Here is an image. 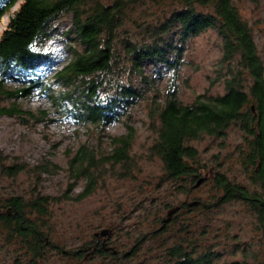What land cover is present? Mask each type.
I'll use <instances>...</instances> for the list:
<instances>
[{
	"label": "trees",
	"instance_id": "trees-1",
	"mask_svg": "<svg viewBox=\"0 0 264 264\" xmlns=\"http://www.w3.org/2000/svg\"><path fill=\"white\" fill-rule=\"evenodd\" d=\"M17 1L0 0V19ZM135 1L22 0L0 35V62L4 72L13 66L27 69L40 59L42 56L34 46L45 35L49 22L64 13L70 14V31L80 48H72L71 59L54 74L65 90L53 102L70 103V112L81 124L108 125L116 116L115 106L128 104L140 95L132 85L116 82L119 79L112 77L121 55L130 76L135 75L141 80H146L145 62L163 64L177 74L181 65L180 49L173 44L177 37V42L184 43L214 29L221 39L217 80H222L223 94H202L192 103L183 104L172 87L162 101L154 99L149 117L157 122L156 139L149 152L161 161L165 178L173 183L175 191L189 193L196 181L205 176L204 183L211 185L214 206L231 202L244 204L254 217V229L264 247V64L251 28L241 17L235 0H153L159 12L156 21L145 26L130 17ZM128 21L138 24L137 29H143L139 33L140 40L134 41L131 34L120 38ZM106 87H114L116 95L101 98ZM34 88L35 85H30L8 90L0 84V96L13 100L26 98ZM0 115L34 118L30 111H24L14 103L1 106ZM230 128L241 134L242 144L235 151V161L249 185L229 178L220 156L215 155L209 166L203 164L198 151L189 144L203 137L223 141ZM132 143L133 132L127 127L125 134L110 138L105 155L96 157L95 151L85 145L76 150L69 161V172L74 179L86 181L80 198L94 190L102 167L118 165L124 174L131 171ZM4 160L0 152L3 175L14 177L22 172L21 166L5 165ZM38 173H50L49 164L39 166ZM51 201L47 195L36 193L27 198L12 196L0 203V243L15 245L22 252L14 264H39L45 257L50 246L46 229ZM196 201H199L197 206L189 207L184 203L180 209L183 206L187 210L208 207L205 201ZM179 213L180 210L162 228L166 216L158 220L150 234L152 243L162 242L159 238L177 221ZM177 228L175 234L170 231L169 243L163 241L160 244L163 251L159 264H248L246 250L242 251V260L220 262L221 254L213 246L207 247L200 244L197 237H189L183 224ZM137 248L136 244L121 259L133 256ZM80 252L119 258L118 251L106 243L102 246L96 237L76 255Z\"/></svg>",
	"mask_w": 264,
	"mask_h": 264
},
{
	"label": "rangeland",
	"instance_id": "rangeland-1",
	"mask_svg": "<svg viewBox=\"0 0 264 264\" xmlns=\"http://www.w3.org/2000/svg\"><path fill=\"white\" fill-rule=\"evenodd\" d=\"M102 1L108 3L112 0ZM21 2L17 1L0 19V35ZM134 4L131 19L140 21L141 26L156 21L159 12L156 2L136 0ZM235 4L251 28L264 64V0H235ZM71 25L72 17L66 13L50 21L45 35L34 46L42 57L27 69L13 66L5 73L0 62V84L6 89L35 85L26 98L13 100L0 96V107L14 103L34 116L0 115V152L5 157L4 163L23 168L14 177H7L0 171V203L12 196L27 198L36 193L52 199L46 229L50 246L39 264H159L163 251L160 244L163 241L169 243L170 231L177 232V227L182 224L189 237L195 236L200 244L218 250L220 262L242 260V251L246 250L248 264H264V247L254 229V217L244 204L231 202L214 206L208 182L189 193L175 191L173 183L165 178L161 161L149 152L156 139L157 122L149 117L154 99L162 101L172 87L176 98L183 104L192 103L198 95L223 94L222 80H217L222 51L217 32L208 29L184 43L177 42V37L173 43L180 49L181 65L177 74L163 64L145 62L146 80H141L135 75L130 76L121 55L119 69L113 68L112 77L119 79L116 82L132 85L140 95L128 104L115 106L116 116L110 124L91 125L81 124L73 117L70 103L60 105L53 102L65 90L54 74L71 59L72 48H80L70 31ZM136 25L128 21L120 38L131 34L134 41L140 40L139 33L143 29H137ZM115 93L114 87H106L101 98L115 96ZM127 127L133 132L131 171L124 174L118 165L102 167L94 190L80 198L86 181L73 178L69 172L70 159L81 145L95 151L96 157L105 155L110 138L125 134ZM189 144L198 151L203 164L209 166L215 155L220 156L229 178L249 185L235 161V151L242 144L237 129L230 128L223 141L203 137ZM44 164H49L50 173L39 174L38 167ZM195 200L205 201L208 207L187 210L183 206L179 209L177 221L159 238L162 242L158 245L159 240L152 243L150 234L168 209L181 208L182 204ZM103 229L109 230L110 235L94 236ZM95 237L100 244L104 242L118 251L119 258H105L90 252L76 255ZM136 244L135 254L122 260L123 254ZM18 256H22V252L17 246L0 243V264H14Z\"/></svg>",
	"mask_w": 264,
	"mask_h": 264
},
{
	"label": "water",
	"instance_id": "water-1",
	"mask_svg": "<svg viewBox=\"0 0 264 264\" xmlns=\"http://www.w3.org/2000/svg\"><path fill=\"white\" fill-rule=\"evenodd\" d=\"M253 108V107H252ZM205 180H206V177L204 176V177H201V178H199L197 181H196V183L193 185V189H195V188H198L203 182H205ZM199 204V201H191V202H189V203H187V206H189V207H193V206H197ZM180 209V207L179 206H176V207H172V208H170V209H168V211L166 212V217L162 220V226H161V228L162 227H164V225L168 222V221H170V219L172 218V216L178 211ZM106 235H110V231L109 230H107V229H103V230H101L100 232H98V233H95L94 234V236H106ZM126 255H128V253H126L125 254V256Z\"/></svg>",
	"mask_w": 264,
	"mask_h": 264
},
{
	"label": "flooded vegetation",
	"instance_id": "flooded-vegetation-1",
	"mask_svg": "<svg viewBox=\"0 0 264 264\" xmlns=\"http://www.w3.org/2000/svg\"><path fill=\"white\" fill-rule=\"evenodd\" d=\"M101 245H102V246H104V245H105V243L103 242Z\"/></svg>",
	"mask_w": 264,
	"mask_h": 264
}]
</instances>
